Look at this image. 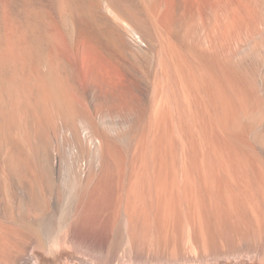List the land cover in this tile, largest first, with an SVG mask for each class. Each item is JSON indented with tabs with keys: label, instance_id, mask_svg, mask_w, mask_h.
Instances as JSON below:
<instances>
[{
	"label": "bare ground",
	"instance_id": "1",
	"mask_svg": "<svg viewBox=\"0 0 264 264\" xmlns=\"http://www.w3.org/2000/svg\"><path fill=\"white\" fill-rule=\"evenodd\" d=\"M0 264H264V0H0Z\"/></svg>",
	"mask_w": 264,
	"mask_h": 264
}]
</instances>
